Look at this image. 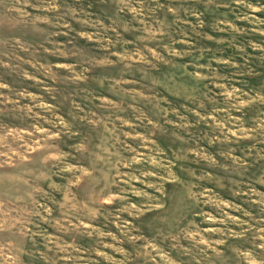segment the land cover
I'll return each mask as SVG.
<instances>
[{
    "label": "rangeland",
    "instance_id": "obj_1",
    "mask_svg": "<svg viewBox=\"0 0 264 264\" xmlns=\"http://www.w3.org/2000/svg\"><path fill=\"white\" fill-rule=\"evenodd\" d=\"M0 264H264V0H0Z\"/></svg>",
    "mask_w": 264,
    "mask_h": 264
}]
</instances>
